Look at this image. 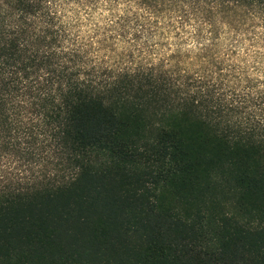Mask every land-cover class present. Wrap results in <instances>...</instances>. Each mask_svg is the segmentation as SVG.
Returning a JSON list of instances; mask_svg holds the SVG:
<instances>
[{"label": "trees", "instance_id": "1", "mask_svg": "<svg viewBox=\"0 0 264 264\" xmlns=\"http://www.w3.org/2000/svg\"><path fill=\"white\" fill-rule=\"evenodd\" d=\"M4 5L42 7L0 0V264H264V124L247 104L222 125L224 94L178 87L179 63L86 83L53 29L5 30Z\"/></svg>", "mask_w": 264, "mask_h": 264}, {"label": "clouds", "instance_id": "2", "mask_svg": "<svg viewBox=\"0 0 264 264\" xmlns=\"http://www.w3.org/2000/svg\"><path fill=\"white\" fill-rule=\"evenodd\" d=\"M193 3L178 0L154 11L137 0H41L35 15L8 5L2 14L5 30L18 28L15 22L24 15L33 24V39L50 28L57 32L62 47L53 50L82 57L76 67L82 69L78 79L86 83L102 88L101 81L111 82L125 70H147L161 61L165 69H175L179 63V72L173 73L181 77L178 87L184 88V78L191 75L207 82L189 89L191 94L207 93L213 85L214 98L224 94L228 108L215 115L216 121L232 126L226 119L228 109L247 104L244 116L264 124V11L241 0H201L196 10ZM177 52L183 57L180 61L172 59ZM106 70L113 75H101Z\"/></svg>", "mask_w": 264, "mask_h": 264}]
</instances>
